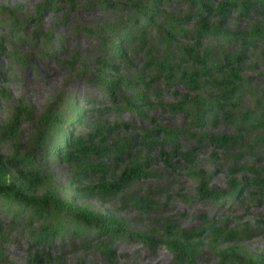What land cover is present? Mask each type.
<instances>
[{
	"label": "rangeland",
	"instance_id": "374dc122",
	"mask_svg": "<svg viewBox=\"0 0 264 264\" xmlns=\"http://www.w3.org/2000/svg\"><path fill=\"white\" fill-rule=\"evenodd\" d=\"M108 1L0 0V124L23 108L0 152L28 159L40 176L35 193L111 214L124 229L98 232L66 211L40 218L0 198V264H249L264 256V0H231L224 16L208 18H222L233 35L200 28L196 1L160 0L143 26L132 21L135 0ZM185 47L204 56L205 73ZM98 59L115 69H100ZM168 65L177 69L167 77ZM228 68L241 79L221 105L217 80ZM180 70H196L194 83ZM43 113L60 115L61 126L44 125ZM96 126L107 131L90 142ZM77 136L89 150L62 158ZM130 163L144 173L117 189L98 185ZM50 224L57 230L42 238ZM170 236L192 251L176 253ZM228 246L238 257L223 252Z\"/></svg>",
	"mask_w": 264,
	"mask_h": 264
},
{
	"label": "trees",
	"instance_id": "16d2710c",
	"mask_svg": "<svg viewBox=\"0 0 264 264\" xmlns=\"http://www.w3.org/2000/svg\"><path fill=\"white\" fill-rule=\"evenodd\" d=\"M104 3L109 4L108 0H102ZM143 1V2H141ZM198 2L200 14L198 15V26L200 28H203L204 30L207 29H213L221 31V33L231 34L233 35V32H228L225 30H222L220 28V24L222 22V18L218 19L214 23H210L211 21L208 19L212 14L215 12H219L221 14V17L224 16L227 8L234 4L231 0H218L216 6L211 5L209 0H190V2ZM141 2V3H140ZM160 2V0H135V3H133L135 7V11L138 15L136 17L132 18V21L134 24H137L138 26H143L142 22L145 20V22H148L150 20V16L152 13H155L157 10V5ZM39 4V8H40ZM6 9V7H5ZM178 18L173 20L177 21ZM109 34L114 35L113 33L118 31V27L116 25H112L109 28ZM124 36V34H123ZM121 40V39H120ZM117 40V41H120ZM110 44L112 48H118L119 45L113 38H110ZM184 56L187 57L193 64H195L201 72H206V62L203 55L198 53L197 51L193 50L191 47H185L184 48ZM238 58V56L236 57ZM98 64L100 65V69L103 67L111 68L112 70L115 69V66L112 64H109L104 59H98ZM168 73H166L165 76H169L171 70L177 69L174 65H168L167 66ZM176 72V71H175ZM197 74V71L194 70L192 72H184L183 70H180L178 72L179 77H186V79L190 83H194V76ZM117 80H121L122 78L119 76H116ZM124 79V78H123ZM122 79V80H123ZM240 76L236 73L235 69L228 68L226 73L223 77H220L217 80V83L219 84L221 93L217 95L218 98H222V102L220 103L223 105V102L228 101L231 92L233 90V82L236 80H240ZM126 80H123V83H125ZM128 83L130 81H127ZM112 84V82H110ZM216 104H219L216 102ZM23 108L17 107L16 111L14 112L13 116L6 122L0 124V143L3 142L6 139L11 138L16 131V125L18 120V114L17 111L21 112ZM26 112V111H25ZM42 119L44 125L45 124H54L56 127L61 126V123L63 122L62 117L60 115L53 114L52 116H49L47 113H43L40 117V120ZM117 124L114 122V127H116ZM100 128V129H99ZM103 131H107V127H98L96 126L95 129L91 132H89L88 135V141H92L93 138L97 137L99 140H103ZM165 132H168L169 130H164ZM225 135H220L217 137L218 140L224 141ZM94 149V148H93ZM87 150H89L88 147H85L80 142V137L77 136L74 138V140L69 143V145L63 149L61 152V156L64 159H82L83 156L86 154ZM160 154H163L164 157L166 156L165 153L160 151ZM163 157L164 162H166V158ZM140 170V168L137 166V164L130 165H124L121 169V171L118 173L117 178L112 179L108 182H99L98 185L105 187V188H112L117 189L121 186L123 182L128 180L129 178H134L136 176H139L140 174H143ZM252 181L254 183H260L263 182L261 180H257L256 178H252ZM40 182V176L37 174V172L33 169L31 163L28 161V159L25 156L22 157H16L13 155H5L0 152V198L4 201H11L12 203L15 202L16 205H22L26 208H28L33 215L38 216L40 218H45L50 215V213L58 214L62 213L63 211H66L70 213L75 222L78 223L80 226H85L86 228H92L95 231L98 232H110V231H120L122 232L124 229V226L122 222L116 218L115 216L108 214V213H102L95 210H92L87 207L79 206L77 204L71 203L69 201H66L55 194H53L51 191H43L42 193H35V188ZM232 183H234V180H231ZM198 193L202 196L207 197H214L215 194L212 191H209L208 189L199 186L198 187ZM150 203L149 199H144L145 207H148ZM45 229L42 231V238L46 236L47 234L53 235L55 231L57 230V227H54L53 225H45ZM211 231L213 233H220V229L218 226H211ZM144 238H147L143 234H141ZM188 239H190L188 237ZM165 242L168 246L172 247L176 253L188 254V252L192 251L191 242L190 241H179L174 236H170L169 239H166ZM224 253L232 254L236 257L237 254L234 252V248L232 246L225 247L223 249ZM246 261L249 264H264V256L263 255H256L253 257L246 258Z\"/></svg>",
	"mask_w": 264,
	"mask_h": 264
}]
</instances>
